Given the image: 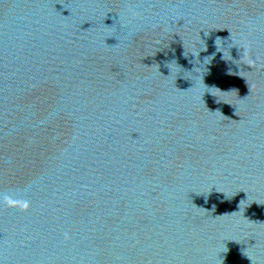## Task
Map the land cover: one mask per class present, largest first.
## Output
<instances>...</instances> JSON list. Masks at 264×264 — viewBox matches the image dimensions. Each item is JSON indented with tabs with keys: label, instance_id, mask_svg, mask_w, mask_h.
I'll list each match as a JSON object with an SVG mask.
<instances>
[{
	"label": "water",
	"instance_id": "obj_1",
	"mask_svg": "<svg viewBox=\"0 0 264 264\" xmlns=\"http://www.w3.org/2000/svg\"><path fill=\"white\" fill-rule=\"evenodd\" d=\"M0 264H264V0H0Z\"/></svg>",
	"mask_w": 264,
	"mask_h": 264
}]
</instances>
